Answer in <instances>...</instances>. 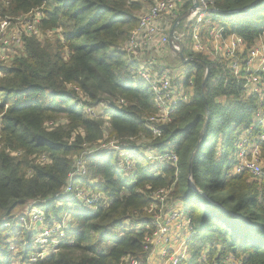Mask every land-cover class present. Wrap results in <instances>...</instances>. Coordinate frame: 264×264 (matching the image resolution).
<instances>
[{"label": "trees", "instance_id": "obj_1", "mask_svg": "<svg viewBox=\"0 0 264 264\" xmlns=\"http://www.w3.org/2000/svg\"><path fill=\"white\" fill-rule=\"evenodd\" d=\"M151 3L0 0L1 19L41 14L38 34L25 37L0 67V264L12 263L13 243L22 257L16 264H26L23 259L32 251L23 245L29 243L28 234L17 241L3 224L14 225L25 206L35 201H40L49 224L61 222L64 215L69 218L57 251L35 264L146 259L145 232L136 227L149 217L150 194L159 189L170 190L172 201L183 204L194 231L188 241V264H201L203 254L209 264H220L228 255L243 264H264V176L253 179L232 172L235 144L258 106L264 109V97L245 95L243 82L224 61L192 52L191 29L180 23L177 30L185 37L182 54L190 59L187 76L195 70L194 94L190 102L175 105L171 121L161 125V137L153 138L146 123L155 113L150 89L118 51L136 28L139 13ZM189 5L190 0L183 10ZM209 6L218 11L208 17L223 37H240L249 49L264 34V0H211ZM206 68L209 76L202 89ZM119 100L124 105L117 106ZM103 102L113 108L108 119L93 121L81 113L82 106ZM131 138L140 152H173L176 167L134 155V174L125 178L118 155H86L81 181L86 189L103 195L108 205L94 212L70 208L60 195L82 145ZM261 150L264 158V143ZM115 230L122 234L113 235Z\"/></svg>", "mask_w": 264, "mask_h": 264}, {"label": "built area", "instance_id": "obj_2", "mask_svg": "<svg viewBox=\"0 0 264 264\" xmlns=\"http://www.w3.org/2000/svg\"><path fill=\"white\" fill-rule=\"evenodd\" d=\"M187 1L152 0V3L139 13L136 28L130 32L126 43L118 49L131 61L135 75L150 89L155 113L146 119V123L153 138L161 137V125L171 121L175 105L190 102L194 94L195 70H191L190 76H187L189 66H186L187 71L181 73L180 69H167L160 60L167 50L178 54L177 56L183 53L181 41L175 36L172 41L169 38V31L175 23L177 25L183 23L185 27H190L192 52L205 53L217 60L224 61L234 76L243 82L245 95H256L259 99L264 97V34L257 40H263L262 44L256 45V43L247 49L240 37L234 35L223 37L222 29L212 24L208 16L210 13H218V11L209 6L211 0H190L189 7L184 11L183 7ZM195 2L198 6L191 10ZM23 18L25 22H21L20 27H17L18 23L9 27L15 20L0 18V63H5L8 60L7 53L10 47L18 46L19 49L25 37L38 34L37 24L41 18L40 12L34 11ZM16 20L19 21L20 18ZM184 60L189 65L190 59L184 57ZM0 67L2 66L0 65ZM116 103L117 106L124 105L123 100ZM81 113L85 118L93 121L106 120L114 114L113 108L105 102L96 107L84 105L81 107ZM134 141L135 143H133ZM262 143H264V109L260 104L252 115L251 124L242 129L235 144L232 155V159L235 161L232 169L233 174L247 173L253 179L264 176ZM136 144L139 143L134 138L126 139L124 142L101 141L93 147L83 144L84 150L74 159L73 170L69 173L67 184L60 197L64 198V201L73 210L94 212L99 208L107 207V199L100 193H93L86 189L81 181L86 175L84 163L86 155H118V167L125 178H132L134 174V155L146 157L151 164L176 167L177 156L173 152L166 151L162 154L140 152L133 147ZM188 185L192 186V180H188ZM169 193L170 190L159 189L150 194L152 203L147 211L149 217L136 227L137 232H145L142 248L147 254L146 259L127 256L124 258V264L189 263L188 241L194 235V231L184 214L183 204L172 201ZM40 204V201L28 203L14 225L3 224V228L13 230L17 241L22 239L23 233L28 234L29 243H23V245L28 244L32 251L23 259L26 264H35L55 253L68 228L69 218L67 215H64L61 222L49 224L45 214L39 208ZM169 205H172L176 210L170 216L175 217L178 226L184 224V228L190 234L188 239L181 240L171 247L166 246L171 242V228L168 222L163 221L169 216V210L166 212ZM246 223L250 224V222ZM120 234H122V230L113 231V235ZM15 244L13 243L9 247L13 255L11 264H16L22 258L18 254ZM205 257L203 254L204 259L201 264H209ZM220 264H243V262L228 255Z\"/></svg>", "mask_w": 264, "mask_h": 264}, {"label": "rangeland", "instance_id": "obj_3", "mask_svg": "<svg viewBox=\"0 0 264 264\" xmlns=\"http://www.w3.org/2000/svg\"><path fill=\"white\" fill-rule=\"evenodd\" d=\"M23 20H24V18L21 17L19 21L18 20L12 21L9 27H11V25L13 27L15 25V23H18L17 24V27H20L21 22H25ZM178 25L175 27V29L173 31V36H175L178 40H180L181 43H182V45H183L184 39H185V37H184V31L182 29L181 30H177ZM41 39H43V38H41ZM256 43H255L256 45L262 44L263 43V40L257 41ZM189 46H190V43H189ZM14 47L15 48H13V47H10L9 48V52L7 53V56H11L12 57L14 55L15 50L18 49V46H14ZM177 55L178 54H174L170 50H167V51H165V54L160 58V60H161V62H163V64L165 65V67L167 69H169V70L177 69V68L180 67V65H182L181 62H180V58ZM6 64L7 63H0V65H3V66H5ZM185 66H187V64H185Z\"/></svg>", "mask_w": 264, "mask_h": 264}, {"label": "crops", "instance_id": "obj_4", "mask_svg": "<svg viewBox=\"0 0 264 264\" xmlns=\"http://www.w3.org/2000/svg\"><path fill=\"white\" fill-rule=\"evenodd\" d=\"M190 50H191V48H190ZM186 68H187L186 66L180 65V67L177 69L178 70L180 69L181 73H183L186 70ZM177 69H173V70H177ZM168 208L169 209H166V212L169 210V212H168L169 216L167 218L163 219V221L168 222L170 225V228H171V242L168 245H166V246L171 247L175 243H177L181 240L188 239L190 237V234L187 232L186 228H184V224L181 226H178V221L175 220V217L170 216V214L175 213V211H176L175 208H173L172 205H169Z\"/></svg>", "mask_w": 264, "mask_h": 264}, {"label": "water", "instance_id": "obj_5", "mask_svg": "<svg viewBox=\"0 0 264 264\" xmlns=\"http://www.w3.org/2000/svg\"><path fill=\"white\" fill-rule=\"evenodd\" d=\"M197 6H198V4L195 2V4L192 6V9H191V10L195 9ZM176 25H177V23H175V24L172 26V28L170 29V31H169V38H170L171 41L174 40L173 31H174ZM179 58H180V61H181L182 64H186V63H187V62L184 60V56H183L182 53L179 54ZM208 76H209V71H208V69L206 68V70H205V75H204V79H203V81H202V85H201V88H202V89L205 87V85H206V83H207V81H208ZM204 103H205V105L207 106L206 101H204ZM206 115H208V110H207V109H206ZM207 122H208V116H207V120H206V123H205V125H204V128H203V130H202L201 136H202V135L205 133V131H206ZM199 144H200V143H198L196 147H198ZM195 149H196V148H195ZM188 180H191V164H190V163H189V166H188ZM190 187H192V186H190ZM197 192H198V191H197ZM212 206L218 208V209L221 210V211H223V210H222L219 206H217L216 204H212ZM243 222H245V221H243ZM246 222H247V221H246Z\"/></svg>", "mask_w": 264, "mask_h": 264}]
</instances>
